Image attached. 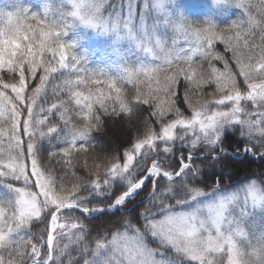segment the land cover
Listing matches in <instances>:
<instances>
[{
	"label": "snow or ice",
	"instance_id": "6c2138e0",
	"mask_svg": "<svg viewBox=\"0 0 264 264\" xmlns=\"http://www.w3.org/2000/svg\"><path fill=\"white\" fill-rule=\"evenodd\" d=\"M174 3L0 6V264H77L73 245L83 264H264V182L221 187L233 155L264 158V0H215L243 9L224 28L174 15ZM88 32L107 40L98 58L83 47ZM137 105L148 106L140 134L96 154L104 118ZM196 160L212 162L211 184ZM146 183L140 223L89 245L85 220L119 213ZM42 219L46 238L33 230Z\"/></svg>",
	"mask_w": 264,
	"mask_h": 264
},
{
	"label": "trees",
	"instance_id": "16d2710c",
	"mask_svg": "<svg viewBox=\"0 0 264 264\" xmlns=\"http://www.w3.org/2000/svg\"><path fill=\"white\" fill-rule=\"evenodd\" d=\"M7 2L8 0H0V6H3ZM23 2L34 11H39L42 0H23ZM238 2L239 0H233V4ZM180 13L193 22H203L211 19L218 27L224 28L229 27L234 20L241 19L243 16V9L227 4L214 5L212 0H183L177 4V9L173 12L174 15ZM184 46L188 47L189 45L186 44ZM83 47L89 51L96 52L98 58L107 46H105V43H99L98 41L91 42L86 33L84 35ZM215 50L226 55L228 58L231 57V53H225L224 45L220 41L215 42ZM215 64L219 68L223 67L218 61L215 62ZM128 95L130 98L133 95L131 87H129ZM177 100L182 110H185L186 114H188L187 106L183 103V81H181V85L177 90ZM247 106L249 108L251 107L249 104ZM147 113L148 106L137 105L133 114L130 116L121 115L120 117H105L101 130L93 133V138L96 142L94 149L95 153L101 156H110L122 152V150L133 141L135 136L140 134V130L143 128V118ZM226 143L229 145L230 151L238 147L241 143L238 132L232 133ZM186 152L187 150H185V154ZM173 159L175 160V158ZM53 163H55L54 160ZM195 163L208 174L205 179L211 184L213 182L211 176L213 169L209 167V165L212 162L208 161V163H202L201 160H196ZM221 170H223L222 165H217L216 171ZM250 179L264 182V158L253 159L251 156L237 157L233 155L232 158L226 162L224 183L221 187L226 190L235 189L238 185ZM150 190L151 185L147 183L137 195L136 200L122 208L120 212L115 215L100 213L85 220V224L87 225L86 240L89 245H92L97 238L102 237L104 234H111V232L117 228L123 230L126 221L130 220L133 224H139L140 212L143 210V207L146 206L144 202L149 197ZM115 191L116 189H114V192ZM33 230L43 232L45 237L47 235L46 225L43 219L40 222H33ZM149 244L152 245L153 243L149 240ZM69 252L71 256L77 257V264H83V256H78L75 245L69 249ZM67 260L68 257L66 256L64 258L65 264H67Z\"/></svg>",
	"mask_w": 264,
	"mask_h": 264
},
{
	"label": "rangeland",
	"instance_id": "374dc122",
	"mask_svg": "<svg viewBox=\"0 0 264 264\" xmlns=\"http://www.w3.org/2000/svg\"><path fill=\"white\" fill-rule=\"evenodd\" d=\"M181 1H183V0H175V3L174 4H172V5H169V9H170V11L173 13L176 9H177V4L179 3V2H181ZM141 2H142V0H141ZM150 2H151V0H150ZM212 3H213V0H212ZM214 5H216V4H214ZM138 10H139V7H138ZM90 33V34H89ZM87 35H88V38L90 39V41L91 42H99V43H105V46H107L106 44H107V40L105 39V38H103V37H97V36H95L93 33H91V32H88L87 33ZM250 105V104H249ZM251 106V105H250ZM147 184V183H146ZM145 184V185H146ZM231 190H233V189H231ZM46 238V237H45ZM149 240L153 243L152 245H151V247H153V248H156V249H158V250H160V251H162L163 253H164V256L166 257V258H172V259H175V257L173 258V253H172V251H171V249H164V248H162L156 241H154V240H152L151 238H149ZM167 253H169V254H167ZM159 258V257H158Z\"/></svg>",
	"mask_w": 264,
	"mask_h": 264
},
{
	"label": "clouds",
	"instance_id": "9594fccd",
	"mask_svg": "<svg viewBox=\"0 0 264 264\" xmlns=\"http://www.w3.org/2000/svg\"><path fill=\"white\" fill-rule=\"evenodd\" d=\"M213 4H216V3H215V0H213Z\"/></svg>",
	"mask_w": 264,
	"mask_h": 264
},
{
	"label": "water",
	"instance_id": "95a60500",
	"mask_svg": "<svg viewBox=\"0 0 264 264\" xmlns=\"http://www.w3.org/2000/svg\"><path fill=\"white\" fill-rule=\"evenodd\" d=\"M99 213H97L96 215H98Z\"/></svg>",
	"mask_w": 264,
	"mask_h": 264
}]
</instances>
